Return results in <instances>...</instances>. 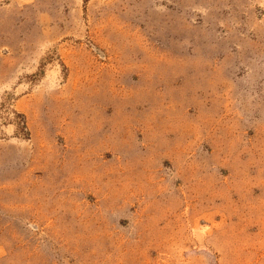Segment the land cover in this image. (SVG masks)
<instances>
[{
    "label": "rangeland",
    "instance_id": "obj_1",
    "mask_svg": "<svg viewBox=\"0 0 264 264\" xmlns=\"http://www.w3.org/2000/svg\"><path fill=\"white\" fill-rule=\"evenodd\" d=\"M0 264H264V0H0Z\"/></svg>",
    "mask_w": 264,
    "mask_h": 264
}]
</instances>
